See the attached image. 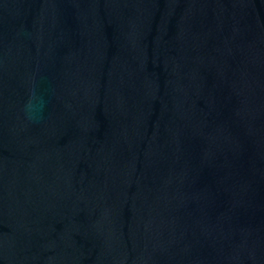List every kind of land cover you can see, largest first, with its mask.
I'll list each match as a JSON object with an SVG mask.
<instances>
[{"label": "water", "instance_id": "obj_1", "mask_svg": "<svg viewBox=\"0 0 264 264\" xmlns=\"http://www.w3.org/2000/svg\"><path fill=\"white\" fill-rule=\"evenodd\" d=\"M0 264H264V0H0Z\"/></svg>", "mask_w": 264, "mask_h": 264}]
</instances>
